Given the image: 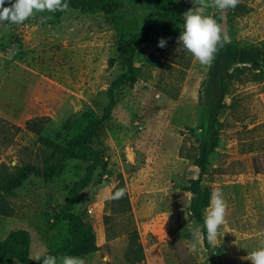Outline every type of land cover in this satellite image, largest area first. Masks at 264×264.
<instances>
[{
  "label": "rangeland",
  "instance_id": "1",
  "mask_svg": "<svg viewBox=\"0 0 264 264\" xmlns=\"http://www.w3.org/2000/svg\"><path fill=\"white\" fill-rule=\"evenodd\" d=\"M175 3L176 23L168 31L150 33L135 58L138 80L115 88L116 105L99 137L90 142L105 165L93 172L73 209L100 246L79 256L85 264H131L125 254L133 228L144 252L138 264H251L245 257L264 240V79L232 83L219 115V142L201 183L211 192L221 189L227 203L225 223L212 244L213 263L202 226L191 216L192 194L186 186L199 174L195 158L213 61L201 65L178 44L182 14L197 5L193 0ZM238 3L244 13L227 11L229 44L239 48L264 42V0ZM206 11L220 20L214 7ZM162 15L160 0H121L112 14L69 8L60 17L44 12L19 25L0 23L3 176L47 158L38 135L26 129L28 120L44 116L43 133L52 139L60 134L61 144L67 145L89 121L102 117L110 85L126 71L121 52L128 39ZM160 38L167 41L163 48L158 46ZM87 166L70 159L60 176L30 175L6 193L14 213L0 215V240L12 230H28L31 258L63 246L70 220L61 204L73 184L86 177ZM119 188L125 189V196L111 199ZM194 230L199 231L198 242ZM63 257H57V264Z\"/></svg>",
  "mask_w": 264,
  "mask_h": 264
},
{
  "label": "trees",
  "instance_id": "2",
  "mask_svg": "<svg viewBox=\"0 0 264 264\" xmlns=\"http://www.w3.org/2000/svg\"><path fill=\"white\" fill-rule=\"evenodd\" d=\"M140 2L143 0H130ZM163 5L162 18L150 25L144 26L138 33L133 34L127 41L121 52V58L126 66V71L117 76L109 88V102L100 118L89 121L82 133L75 135L67 145L60 142V134L55 139L43 133L46 128L47 118L44 116L30 119L26 122V129L38 135V141L46 152L47 158L42 164L24 163L17 166V170L8 176H3L0 171V215L12 216L14 209L9 204L6 193L19 188L30 176L36 175L45 179H52L60 176L65 163L70 159H78L88 164L87 175L76 181L69 191L68 196L61 204L63 213L70 220L69 239L67 242L53 251L43 255L59 256H85L100 249L96 236L93 234L84 218L73 211L79 194L91 182L93 172L104 166L105 161L98 150L91 145V140L99 137L102 132V124L107 119L116 105L115 88L124 85H133L137 80V67L135 58L141 46L149 41L151 32L168 31L177 21V6L175 0H160ZM8 0H6V3ZM121 0H67L68 8L77 9L82 13L105 14L114 13L120 5ZM233 13L238 15L245 12L243 4L237 3ZM66 10V9H65ZM54 14L60 17L64 11ZM247 78L253 81L264 79V42H256L244 47L233 48L229 43L218 46L213 63L209 70V78L205 85V120L202 124L203 137L199 144L195 164L199 169L196 178H192L186 189L192 194L190 213L202 226V236L205 247L211 262L216 257L206 239V229L203 227L204 210L208 206L211 190L202 187L203 176L210 163V157L218 145L220 138L219 115L227 106L226 97L230 85L235 81ZM31 252V235L28 230L16 229L10 231L0 240V264H14L18 261L21 264H40V261L33 260ZM42 255V256H43ZM126 259L131 264H138L144 260V252L139 241L136 229H132L128 235V248Z\"/></svg>",
  "mask_w": 264,
  "mask_h": 264
},
{
  "label": "clouds",
  "instance_id": "3",
  "mask_svg": "<svg viewBox=\"0 0 264 264\" xmlns=\"http://www.w3.org/2000/svg\"><path fill=\"white\" fill-rule=\"evenodd\" d=\"M197 6L190 8L182 14L183 29L177 38L178 44L204 66L212 63L218 50L230 42L223 21L229 9L235 8L238 0H193ZM214 7L218 11L220 20L207 13L206 9ZM68 8L67 0H0V23L7 22L11 25H19L35 16L38 13H55ZM166 39L160 38L158 46L163 48ZM125 196V189L119 188L111 193L110 198L119 200ZM227 203L223 192L215 188L210 193L209 203L203 217V227L206 229V239L209 245L218 237V229L225 223ZM193 239L197 242L200 239L199 231L192 232ZM195 248V244L193 245ZM251 264H264V240L248 253L247 257ZM33 260L40 261V264H57V257L48 254H37ZM107 260V257H105ZM62 264H85L84 260L76 256H64Z\"/></svg>",
  "mask_w": 264,
  "mask_h": 264
},
{
  "label": "water",
  "instance_id": "4",
  "mask_svg": "<svg viewBox=\"0 0 264 264\" xmlns=\"http://www.w3.org/2000/svg\"><path fill=\"white\" fill-rule=\"evenodd\" d=\"M223 24H224L225 29H226V24H227V13H226V17H225V19H224V21H223ZM226 31H227V30H226Z\"/></svg>",
  "mask_w": 264,
  "mask_h": 264
},
{
  "label": "crops",
  "instance_id": "5",
  "mask_svg": "<svg viewBox=\"0 0 264 264\" xmlns=\"http://www.w3.org/2000/svg\"><path fill=\"white\" fill-rule=\"evenodd\" d=\"M4 216V215H3ZM2 230H3V225L1 224V227H0V236H1V234H2ZM3 236V235H2ZM2 238H4V237H2Z\"/></svg>",
  "mask_w": 264,
  "mask_h": 264
}]
</instances>
